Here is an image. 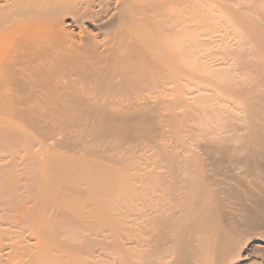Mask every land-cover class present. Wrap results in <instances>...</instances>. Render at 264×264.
<instances>
[{
    "label": "bare ground",
    "instance_id": "obj_1",
    "mask_svg": "<svg viewBox=\"0 0 264 264\" xmlns=\"http://www.w3.org/2000/svg\"><path fill=\"white\" fill-rule=\"evenodd\" d=\"M222 1L200 30L213 0H0V264H68L85 207L112 214L113 148L94 144L178 109L202 129L138 159L113 264H264V0Z\"/></svg>",
    "mask_w": 264,
    "mask_h": 264
},
{
    "label": "rangeland",
    "instance_id": "obj_2",
    "mask_svg": "<svg viewBox=\"0 0 264 264\" xmlns=\"http://www.w3.org/2000/svg\"><path fill=\"white\" fill-rule=\"evenodd\" d=\"M220 3L224 4L225 2L222 0H213V2H209L208 4H199L198 28L200 30L207 28V26L210 24L215 25V27L220 30L221 26L224 25V23L218 21L219 16L223 14L226 15L219 8ZM210 6L212 8H210ZM205 14L207 18H205ZM227 31L231 34L230 29H228ZM230 39H233V35L230 36ZM219 63L220 62L218 61L216 64ZM221 86L222 84H218V82H215L210 88H208L209 94L207 92L196 93V97H212V102H214V99L216 97L219 100L218 96L223 93V89L220 88ZM184 98L188 103L194 104L195 110L197 112H199L200 110H205L207 108V106L205 104H202L201 101L194 102L192 100H189V98L186 96H184ZM223 106L224 108L227 107L229 108V110H231L235 107V104L230 99H228ZM185 113L186 111L184 109L176 110L175 114L177 115V118L175 120L166 122L165 124L158 122L156 118H152L150 122L145 123L142 126H133L131 124H127L126 126L122 127V131L118 136L113 137V141L107 140L101 142L100 144H94L96 145L97 151H104L106 150V147L113 148V168L107 171L110 174L113 173V188L106 191V194L110 196V199L112 198L113 202H110L111 204L106 205L107 207L105 206L108 211H111L112 214H110L111 216L101 215L98 214L97 211L94 212V207H92L91 205L89 207H85V216L83 219L84 229L82 231V234L89 242V244L78 251L67 252L68 257L65 258V260L69 259L68 264H113L114 239L117 238L118 240L124 242L126 237V227L124 219L127 211V194L135 187L142 186V180L140 178H134L135 172L133 171V168L135 167V165H139L137 164L139 162L138 159L143 160L147 157H151L152 145L155 142H159L162 139L166 138V136H168L169 138V133H171L172 131L179 130L180 136L184 140L187 138L186 135L188 136L189 134H194L195 132L197 134L199 133V130L202 129V125L196 124L193 115L188 118H183V115ZM154 122H157L159 124ZM196 139V143L198 145H204V142L201 141L200 138ZM172 140L174 141L173 144H175L179 139ZM66 141V148L65 150H63L64 154L69 155L71 154V152H76V150H74L73 148L78 145L77 140L75 138H70ZM83 148V146L82 148H76L78 149L77 152H85ZM133 156L135 157V159L132 158ZM106 158L108 159V157ZM115 158H120L121 162L119 163L117 161H114ZM142 160L140 161V163H142ZM97 161L105 163L104 158L103 161L101 159H97ZM80 171V168L76 169L75 173L72 172V169L67 170L69 174L73 175H78ZM104 174L105 172H102L101 175ZM136 174L141 175V173ZM93 213H97L98 216H90V214ZM72 226L73 225L70 224V222L66 226H62V231L64 234H62L61 232H59V234L64 238L68 237V241H70L71 243L79 244V233L75 231ZM88 227L92 230V232L87 230ZM69 236H72L73 239L70 237L72 239L70 240ZM261 245H263L262 242H249L247 249H250L251 247H258Z\"/></svg>",
    "mask_w": 264,
    "mask_h": 264
}]
</instances>
